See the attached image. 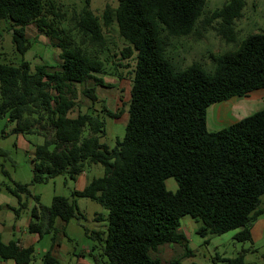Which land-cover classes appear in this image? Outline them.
<instances>
[{"label": "trees", "instance_id": "16d2710c", "mask_svg": "<svg viewBox=\"0 0 264 264\" xmlns=\"http://www.w3.org/2000/svg\"><path fill=\"white\" fill-rule=\"evenodd\" d=\"M205 3L118 0L114 8L103 9V25L115 20L126 41L122 56L135 59L124 134L110 148L100 141L105 123L92 106L71 115L78 103L76 84L83 85L80 92L92 105L98 99L95 87L106 86L96 75L104 71V60L88 52L104 45L98 16L85 7L65 29L47 18L51 15L55 21L61 15L51 0H0V20L13 27L12 41L20 54L30 44L25 35L29 23L59 48L60 62L52 69L45 63L32 69L26 59L0 63V117L7 115L14 122L13 132L43 136L32 155V181L62 172L75 179L86 162L103 165L102 175L72 191L73 197H88L108 211L102 244L106 258L99 262L94 256L96 264H161L150 252L165 243L180 244L183 256H191L180 229L184 214L201 221V236L237 229L236 240H252L251 224L264 213V107L216 130L206 123L209 105L264 88V30L247 34L236 48L213 56L212 70L198 62L176 69L165 54V36L191 32ZM243 5L244 0H228L211 14L223 21V33L230 40L231 24ZM91 79L94 83L89 85ZM99 111L119 116L105 106ZM169 176L177 183L174 191L165 186ZM8 190L18 197V217L25 207L19 193L28 194V189L17 184ZM30 216L28 231L39 237L53 232L54 244L56 219L66 223L82 214L75 199L54 195L49 206L31 207ZM90 233L101 238L99 230ZM51 248L39 264H61ZM33 251L18 239L4 242L0 234V259L30 264ZM245 252L223 260L247 264ZM180 260L176 257L168 264H181Z\"/></svg>", "mask_w": 264, "mask_h": 264}, {"label": "rangeland", "instance_id": "374dc122", "mask_svg": "<svg viewBox=\"0 0 264 264\" xmlns=\"http://www.w3.org/2000/svg\"><path fill=\"white\" fill-rule=\"evenodd\" d=\"M51 1L54 2L61 15L55 17V21L51 15L47 18L50 21L53 20L54 25L59 28L71 27L72 17L85 7L96 14L102 24L104 45L96 50L88 48V52L104 60V71L96 75L103 78L106 86L97 85L95 87L98 99L92 105L91 100L80 92L83 85L76 84L78 103L71 115H76L78 111H86L92 106V109L96 110L95 113H99L105 123V134L100 141L111 148L115 145L116 139L122 138L124 134L135 63L134 56L125 58L121 54L126 41L119 34L116 21L113 20L109 25H103V9L106 6L114 8L118 0ZM227 1L206 0L202 13L191 32L181 36H165V54L176 69H184L192 62H198L206 70H212L214 68L213 56L236 48L247 34L264 30V0H244L240 15L231 24L234 38L233 40L228 39V36L223 33L225 30L222 26L223 21L211 15L215 9ZM10 25L9 21L0 20V63L18 64L22 59H26L30 62L32 69L40 63H45L48 69L59 64V48L53 46L48 36L39 32L34 23L25 26V35L30 44L23 55L15 48L12 41L14 29ZM72 34L76 35L75 37L78 36L76 30H73ZM93 83L92 79L88 82L89 85ZM251 92L262 95V98L255 97V100L264 101V88ZM251 92L244 98L249 99L248 96H252ZM218 104L219 102L208 106L206 114L208 118L211 117L212 110L217 108ZM102 106L119 112V116L103 114L99 111ZM234 114L231 111L228 113L232 120L238 117ZM14 125V122L8 120L7 115L0 117V232L3 239H6L7 234L1 230L2 227L12 225L15 226L14 235L21 237L23 241L33 236L31 245L34 251L30 264H39L43 252L51 247L52 253L61 264H96L94 256L99 262L105 260L102 244L106 234L107 209L88 197L72 196L73 190L82 189L93 177L102 175L103 165L99 162H86L84 170L75 179L70 178L66 172H62L46 181H32V155L35 146L43 142V136L34 132H13ZM87 133L86 129L84 134ZM17 184H26L28 189V194L19 193L25 201V207L19 210L18 217H16V210L19 208L18 197L8 190ZM165 186L168 190L174 191L177 183L172 176H169L165 179ZM54 195L66 196L69 200L75 199L82 217H71L66 223L57 218L55 226L58 229L53 244V232H44L39 237L37 233L32 234L27 231L26 223L28 219H31V207L34 205L49 206ZM260 198L261 204H264V193ZM38 214L40 221L43 222L42 211H38ZM200 225L201 221L195 220L189 214H184L180 218V229L188 239V246L192 250L191 256H183L184 248L177 243L162 244L156 250L151 251V255L157 257L161 264H168L176 257L181 258V264H230L223 258H232L245 249L244 261L247 264H258L263 260L264 231L253 241H239L234 238L237 229H231L222 234L201 236L198 232ZM63 226L64 230L61 229ZM92 230H99L101 238H95V235L90 233ZM206 238H208L207 241H205ZM58 242L59 245H57ZM88 250H91V254Z\"/></svg>", "mask_w": 264, "mask_h": 264}, {"label": "crops", "instance_id": "0c3cea01", "mask_svg": "<svg viewBox=\"0 0 264 264\" xmlns=\"http://www.w3.org/2000/svg\"><path fill=\"white\" fill-rule=\"evenodd\" d=\"M252 96H248L249 99L242 97H231L229 99L223 100L219 102L217 108H214L212 110L211 117H207L206 115V123L209 130H216L219 128H222L224 126L229 125L230 123H233L234 121L247 116L262 107H264V101L255 100V97L262 98L261 94H255L254 92H251ZM255 94V95H254ZM229 111H231L234 116L237 115V119L232 120L230 116L228 115ZM216 119V120H215ZM225 122H227L225 124ZM30 219H28L26 226L28 225V222ZM6 235V239H3L2 235L1 238L4 242H7L10 239H18L20 244L23 246H29L31 245V242L33 240V236H29V240L23 241L21 237H16L14 235L15 233V226L5 227L3 226L1 229ZM251 237L252 241L255 240L257 237H260L262 232L264 231V213L260 214L251 224ZM28 231V229H27ZM29 232V231H28ZM33 234V232H30ZM1 234V232H0ZM264 259V257H263ZM263 261V260H262ZM261 261V262H262ZM260 262V263H261ZM0 264H16L14 260L12 259H0Z\"/></svg>", "mask_w": 264, "mask_h": 264}]
</instances>
